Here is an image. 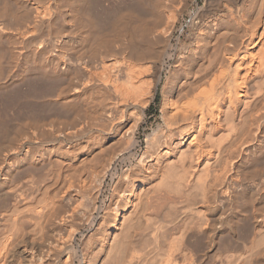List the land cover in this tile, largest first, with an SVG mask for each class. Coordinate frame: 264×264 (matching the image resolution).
<instances>
[{
  "label": "bare ground",
  "instance_id": "bare-ground-1",
  "mask_svg": "<svg viewBox=\"0 0 264 264\" xmlns=\"http://www.w3.org/2000/svg\"><path fill=\"white\" fill-rule=\"evenodd\" d=\"M173 2L0 0V264H264V0Z\"/></svg>",
  "mask_w": 264,
  "mask_h": 264
},
{
  "label": "rangeland",
  "instance_id": "rangeland-1",
  "mask_svg": "<svg viewBox=\"0 0 264 264\" xmlns=\"http://www.w3.org/2000/svg\"><path fill=\"white\" fill-rule=\"evenodd\" d=\"M172 1H174V2H173L174 4H177V2H178L179 0H171V2H172ZM175 1H176V2H175ZM99 2H100V1H99ZM99 2H98V3L96 2V3H97V4H96V7H95V9H96V13H99L101 17H102V16H106V15H105V12L101 11V8H100L99 6H97L98 4L100 5L101 2H100V3H99ZM174 4H172V5H174ZM98 7H99V8H98ZM197 7H198V6L193 5V9H197ZM97 8H98V9H97ZM99 9H100V10H99ZM98 11H101L102 14H101L100 12H98ZM100 16H99V18H101ZM188 20H189V18H188ZM17 87H19V86H17ZM20 87H21V86H20ZM20 87H19V88H15V87L12 88V87H11V88H10V91H8L9 94H7V92H6V93H3V95L0 94V97H2V98H0V100H1V101H0V110H1L0 113L2 112V110H3L4 108H5L6 110L4 109L3 111H4V112H6V111L8 112V111H11L12 107H13V109H14L15 107H16V108H18V107L21 108L22 105H24V106L21 108V109H23V108L25 107V105H26V101L28 100V97H27V96H29V95L34 94L35 96L41 98V97H43V96H48V94L50 95V93H51V87L49 88V89H50V90H49L48 88H45V86H41V85L38 86V88H37V86L34 87V88H36V89L38 90V91H37V90L35 89L37 92H36V91H33L34 89L32 88V89H33V90L31 89L32 94L30 93V90L28 91V89H27L28 87L25 88L24 86H22L23 89H21L22 87H21V88H20ZM40 87H42V88H40ZM46 87H47V86H46ZM44 88H45V89H44ZM13 89H15V90L17 89V91H11V90H13ZM20 89L23 90V91L21 92ZM25 89H26V90H25ZM42 89H44V90H43L44 92L42 91ZM46 90L48 91L47 95H46V92H47ZM27 91H28L29 93H28ZM12 92H13V93H12ZM15 92H16V93H15ZM17 92H19V94H18ZM26 92H27V93H26ZM35 92H36V93H35ZM11 93H12L13 95H12ZM21 93H22L23 95H22ZM25 93H26V94H25ZM42 93H43V94H42ZM16 94H17L18 96H17ZM36 94H37V95H36ZM44 94H45V95H44ZM40 95H41V96H40ZM42 95H43V96H42ZM5 96H6V97H5ZM11 96H12V97H11ZM14 96H15L17 99H16ZM21 96H22V97H21ZM4 97H5V98H4ZM7 97H10L11 99L8 98V100H7ZM26 97H27V98H26ZM29 97H30V96H29ZM12 98H14V99H12ZM22 98H24V99H22ZM4 99H5V100H4ZM2 100H3L4 102H3ZM15 100H16V101H15ZM24 100H25V101H24ZM8 101H10V102H8ZM11 101H12V103H11ZM23 101H24V102H23ZM19 102H20V105H18ZM21 102H23V104H21ZM7 103H8V104H7ZM14 103H15V105H13ZM17 103H18V104H17ZM10 105H12V106H10ZM14 106H15V107H14ZM2 107H4V108H2ZM7 107H8L9 110L7 109ZM1 108H2V109H1ZM16 108H15V109H16ZM19 108H18V109H19ZM13 109H12V110H13ZM157 109H158V110H157ZM154 110H155V111H154ZM150 111H151V112H154V113L157 115V114L159 113V107H158V106H156V107H155V106H152V108H151ZM4 112H3V114H5ZM7 112H6V113H7ZM1 114H2V113H1ZM3 114H2V115H3ZM3 116H4V115H3ZM142 129H143V128H142ZM142 132H143V133H142ZM142 132H141V138H144V131H142ZM88 181H89V180H87V182H85V183L88 184ZM89 182H90V181H89ZM86 184H85V185H86ZM240 231H241V230H240ZM240 231H239V232H240ZM199 246H200L201 248H199ZM199 246H198V250H199V249H200V250H199L198 252H200L199 254H201V257H200V255H199V257L202 258V242L199 244Z\"/></svg>",
  "mask_w": 264,
  "mask_h": 264
}]
</instances>
